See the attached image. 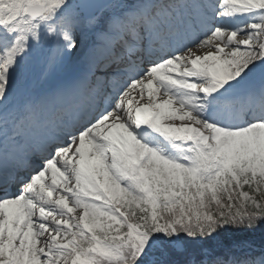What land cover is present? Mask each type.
<instances>
[{
    "label": "snow or ice",
    "instance_id": "obj_1",
    "mask_svg": "<svg viewBox=\"0 0 264 264\" xmlns=\"http://www.w3.org/2000/svg\"><path fill=\"white\" fill-rule=\"evenodd\" d=\"M0 264H264V0H0Z\"/></svg>",
    "mask_w": 264,
    "mask_h": 264
},
{
    "label": "trees",
    "instance_id": "obj_2",
    "mask_svg": "<svg viewBox=\"0 0 264 264\" xmlns=\"http://www.w3.org/2000/svg\"><path fill=\"white\" fill-rule=\"evenodd\" d=\"M233 235V233L229 232V233H226L224 235V238H231ZM240 235H243V234H240ZM254 239H256L257 241L260 239V233H257L255 237H253Z\"/></svg>",
    "mask_w": 264,
    "mask_h": 264
},
{
    "label": "rangeland",
    "instance_id": "obj_3",
    "mask_svg": "<svg viewBox=\"0 0 264 264\" xmlns=\"http://www.w3.org/2000/svg\"><path fill=\"white\" fill-rule=\"evenodd\" d=\"M145 99H147V96L145 95Z\"/></svg>",
    "mask_w": 264,
    "mask_h": 264
}]
</instances>
